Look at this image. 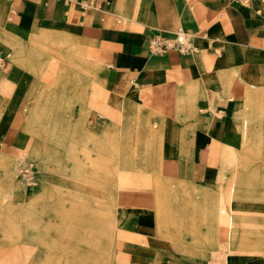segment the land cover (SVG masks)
I'll use <instances>...</instances> for the list:
<instances>
[{"label":"crops","instance_id":"1","mask_svg":"<svg viewBox=\"0 0 264 264\" xmlns=\"http://www.w3.org/2000/svg\"><path fill=\"white\" fill-rule=\"evenodd\" d=\"M179 30L194 50H149L152 36L171 37ZM49 36L73 43L84 70L96 55L98 71L84 88L88 123L128 117L141 136V153L148 126L159 125L153 168L140 158L116 171L117 207L135 211L131 220L137 228L156 229L150 207L166 199L167 190L173 198L187 195L186 213L202 204L204 189L218 186L223 148L236 152L243 138L237 114L250 111L244 97L249 92L251 102L264 99V0H0V137H13L39 93L31 71L7 60V43L21 48ZM97 135L104 137L102 131ZM195 213L196 220L202 218ZM255 213L244 217L243 232L235 238L231 217L212 223L226 264H264V205Z\"/></svg>","mask_w":264,"mask_h":264},{"label":"rangeland","instance_id":"2","mask_svg":"<svg viewBox=\"0 0 264 264\" xmlns=\"http://www.w3.org/2000/svg\"><path fill=\"white\" fill-rule=\"evenodd\" d=\"M45 38L49 41L21 48L7 43V60L31 71L39 93L36 106L15 124L16 136L0 137V152L7 150L0 153V264H226L213 236V208L221 190L228 203L225 195L234 176L248 180V185L235 184L232 210L240 222L232 226L235 238L243 232L244 217L264 205V99L251 102L244 118L237 114L243 137L235 147L239 159L222 168L220 187L205 188L204 202L193 204L190 213L183 201L187 195L173 198L167 190L166 199L150 207L156 219L148 220L157 228L139 229L131 220L135 211L117 207L112 183L121 166L142 157L153 168L159 125L148 126L147 149L131 160L126 137L138 130L132 128L136 123L126 116L121 122L88 123L84 88L98 71L96 55L84 70V60L74 58L81 53L73 51V43ZM14 51L20 57H13ZM67 53L70 62L62 58ZM100 131L104 137L97 135ZM196 210L202 216L198 220ZM102 235L108 242L100 243Z\"/></svg>","mask_w":264,"mask_h":264},{"label":"bare ground","instance_id":"3","mask_svg":"<svg viewBox=\"0 0 264 264\" xmlns=\"http://www.w3.org/2000/svg\"><path fill=\"white\" fill-rule=\"evenodd\" d=\"M65 45V44H64ZM65 48H67L66 47V45H65ZM69 49V50H68ZM66 51H71V48L69 47V48H67L66 49ZM68 55L67 56H65V57H62L64 60H66V61H68V62H70L71 61V57L69 56V53H67ZM79 61H82L81 59H79ZM74 64V63H73ZM74 65H76V64H74ZM12 68V67H11ZM15 68V67H14ZM74 68V67H73ZM13 69V68H12ZM80 71V70H79ZM12 72V71H11ZM9 73H10V71H9ZM82 73V72H81ZM91 73V72H90ZM85 74H88V73H85ZM92 78V77H91ZM12 82V81H11ZM1 83V82H0ZM253 92V91H252ZM261 93V92H260ZM254 94H259L258 92L257 93H254ZM254 94H253V96H254ZM259 96V95H258ZM254 100H255V98H254ZM243 104H245V106L247 107V108H250V105H251V95H250V93L249 92H247V94H246V96L244 97V101H243ZM248 111V110H247ZM135 113H137V112H135ZM241 115H242V117L245 115L244 113H245V111L243 112V110L242 111H240L239 112ZM251 115V114H250ZM244 118V117H243ZM145 120V119H144ZM143 121V120H142ZM146 123V122H145ZM155 123V122H154ZM137 126V125H136ZM146 126H147V124H146ZM142 127H140V129H141ZM143 129V128H142ZM142 131V130H141ZM141 133H143V132H141ZM140 135H139V133L137 132V131H134V132H131L130 133V135H128V137H126L128 140H127V143H128V145L129 146H132L131 148H132V151H131V154H132V156H131V160L133 159V158H135V157H137L138 156V153H141V152H139V137ZM141 137V136H140ZM144 140V139H143ZM143 140L141 141V142H143ZM146 140V139H145ZM157 141L155 140V142H154V145H155V143H156ZM146 143H147V140H146V142H144V146H143V149H145V147H146V149H147V145H146ZM141 144V143H140ZM141 146V145H140ZM141 149V148H140ZM145 149V150H146ZM155 149V148H154ZM142 150V149H141ZM152 151V150H151ZM155 151V150H154ZM154 151H152V153L154 152ZM152 156V155H151ZM3 157V156H2ZM146 157V156H145ZM142 158H144V157H142ZM154 159V158H153ZM238 159H239V157H238V155H237V153L236 152H234L233 151V149L230 147V146H228V145H225V147L223 148V151H222V156H221V167L223 168V167H226V166H229V167H231V165H235V163H237V161H238ZM138 161V160H137ZM136 161V162H137ZM146 161V160H145ZM150 161V160H149ZM139 163V162H138ZM152 164V163H151ZM141 168V167H140ZM152 168V167H151ZM219 177H220V175H219ZM233 183V182H232ZM238 184V185H248V180H246V179H241V180H238L235 176H234V184L233 185H231L230 186V188L228 189V191L226 192V195H225V197L227 198V201H228V203H225L224 202V197L222 196L223 195V190H221L220 192V195H219V204L216 206V207H214L213 208V222H215V220H216V218L218 217V216H229V217H231V225L233 226V224H235V222H236V218H235V216H234V214H233V211H232V201H233V199H234V194H235V184ZM220 187V186H219ZM221 188H222V186H221ZM99 223L101 222L100 220L98 221ZM102 226H103V224H102ZM102 230L103 231H99L101 234H104L105 233V231H104V228H102ZM213 236H214V234H213ZM214 238H215V236H214ZM106 242H108V238L107 237H104V235H102L101 236V239H100V243H106Z\"/></svg>","mask_w":264,"mask_h":264},{"label":"built area","instance_id":"4","mask_svg":"<svg viewBox=\"0 0 264 264\" xmlns=\"http://www.w3.org/2000/svg\"><path fill=\"white\" fill-rule=\"evenodd\" d=\"M148 48L153 54H164L170 50H177L181 53L194 50L181 30L172 34L171 37L152 36L148 42Z\"/></svg>","mask_w":264,"mask_h":264}]
</instances>
